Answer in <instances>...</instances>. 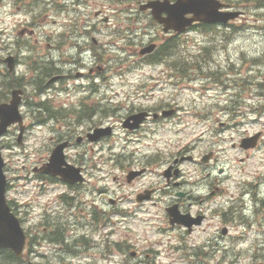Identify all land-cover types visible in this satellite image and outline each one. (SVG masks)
Segmentation results:
<instances>
[{
	"label": "rangeland",
	"instance_id": "rangeland-1",
	"mask_svg": "<svg viewBox=\"0 0 264 264\" xmlns=\"http://www.w3.org/2000/svg\"><path fill=\"white\" fill-rule=\"evenodd\" d=\"M46 1L47 0H0V56H4V51H8L7 47H5L4 44L6 38L5 40L2 39L4 37H8V35L16 28L21 29L22 27L26 26L22 23H19L26 17H28L29 19L33 18L32 24L36 26V35L38 36H46V39H48L49 36L58 35L62 32L61 35H64L65 38H60L58 41H56L57 48H55L57 52L61 53L68 47L73 46L74 41L72 37L74 35L82 34L81 30H83V34L89 36V47L93 48L94 50L97 47H102L104 42L113 43L114 41L110 39V37L116 38L117 36H119L118 34L113 35L112 31L109 32L108 35L104 34L109 27L106 26V23L102 18L105 15L104 10H108V5H103L101 4L102 2H98L97 0H87L86 2L70 0V2H68L69 11H65L61 8H65L64 3H60L63 0H56L61 7L55 2L48 6L46 5ZM242 1L245 4L252 3L253 5L250 6L253 8L252 11L250 12L249 7L245 8L248 10L249 14L245 15L244 18H242L244 19V22L242 21L243 23L241 25H238L239 22L235 23V27L233 28L232 32L228 34L224 32L219 33L217 31V27L214 26V31L220 35H218L215 40H211V45H209L207 48V55L205 56V58L202 57V62H199L195 67H190L191 64H193V61L198 60L199 57V51L196 47L200 46L201 44H206L208 40L206 37H210V34L202 32L205 34L203 35L201 33H196L195 31L183 32L177 38L178 44L176 45L175 53L173 55H164L165 59H163V62L159 63L158 65L149 66L147 64H143L144 68L150 70L149 75L152 77V79L178 82L179 85L182 86L183 93L196 92V85L198 84L199 80L195 78L198 76V73L194 71L198 65L203 64V66H208L209 64L217 63V56L219 54H223L225 56V60L227 61L229 59V55L227 52L228 46L233 44L235 42V39L243 38L242 33L246 30V28L251 27L257 30L264 31L263 24L257 23V21H264V0ZM152 2L160 3L159 0H152ZM23 3H25V6L28 8L29 12H27V9L22 6ZM30 4H32L31 7H29ZM246 6L248 5L246 4ZM97 11L102 12L100 16L95 15ZM46 14L50 18L46 19ZM98 20L100 21L98 22ZM152 27L159 30L161 37L163 38V43H165L164 39L166 37L164 36L163 31H161L160 25H156L155 22ZM221 30H224V26L221 27ZM92 36L96 39V43L93 42ZM198 38H200L199 42ZM49 40L51 42H55V39L51 38ZM156 41L157 43H161L160 40ZM129 46L132 45L130 44ZM136 46L137 48L139 47L138 45ZM193 48L196 49L195 52L191 51V49ZM25 50L30 52V55L24 56L25 59L23 60L27 63L29 70H34L35 68L38 69L43 66L39 71H37V74L39 76L38 80L35 77V71H25L24 67L21 65L18 66V71L22 74L17 77L16 71L14 73L15 79H9L5 76L4 73L6 72V65L0 64V69L2 70V73L0 75V100L8 101L11 96V90L14 88H22L24 90L23 94H25L26 98L25 106H22V112L25 113L28 117L27 122L29 131L27 130L25 132L24 136L22 137L21 143H18V130L13 127L8 134L4 135V147L1 150L2 157L8 163H6L7 167L10 166L9 169L11 171V180L17 183V185L21 186L22 189L21 191L11 192L10 198H12L13 200L17 199L18 205L20 207L18 208V210H20L19 216L21 218H26L22 222L23 228L30 227L32 222H34V224H36L37 222L40 223L42 220L41 216L44 213V210L50 212L52 216H56V212H51V210L59 209V205L57 204L56 199L59 193L64 190V188L61 186H57L56 184H49L44 192L39 193L37 191L41 190V187H38L36 185L37 183L34 182V180L30 182L29 180L25 179L28 172L27 168L24 165H21V169L17 170L12 166L11 162L14 161L18 155H22L25 159L36 157L38 159H41L42 161L44 160L43 158L48 157L52 148V144L56 140L51 138L54 133L59 134L57 130H60V123L63 122L56 121L54 122V126H50L48 120L40 124L36 122L33 117L36 114L39 117L45 115L39 111V104L42 102L43 98H52V102H54V104L64 102L62 98L68 95L67 92H69L67 83L70 80L76 79L74 78L75 74L79 72L77 71L74 75L70 74L68 77L64 76L56 81L47 82V80L52 78L53 75L63 74L54 66L51 61H44V57L49 56L51 52L46 53L45 51H47V48H45L43 45L42 49L40 46H38V43H36L35 40L34 45L25 48ZM176 55H183V58H177ZM172 56L175 57V60L172 59ZM105 57H103V59ZM69 59L70 58H64V62L67 63ZM34 61H36L37 63H34ZM2 62H4L3 58ZM49 67L55 69V72L47 71V68ZM170 67L172 69L174 68L175 70L177 69L176 72H171ZM262 68H264V55L249 60L245 58V54L241 52L240 64L238 67L236 66V64L228 63L227 70L224 72L209 70L207 73H205L217 76L220 79L225 80L226 86L219 88V86L210 84L208 88L204 89L205 86L200 85L199 99L202 101L201 110L192 112L188 117L191 122L197 123L198 126L191 131V134L185 136L184 140L179 144V146L173 149V151L175 152V158L183 156V159L180 162L176 163L179 169H181V167H192L190 165V160L196 158L195 161H197L199 156L203 152L201 133L204 130H210L212 136L221 137L222 142L216 143L215 141H213L211 147H209L207 151H204L208 152L209 150H212L214 152V156L216 155V157L213 158V160L210 161V163H208L207 165H219L223 157L217 155L216 149H219L220 152L223 153L225 152L224 145L228 146L227 155L231 158L228 165V167L231 169L230 172L227 171L225 167H219V169L222 168V172L219 174L223 177V179L219 181L218 186H221L225 191L223 194V198L225 200L237 199L236 194L240 192L238 186L239 181L248 183L256 181L258 182L253 187H249L250 190H252L255 194V199L251 198V204L253 205V217L251 219L246 217V219H248V221L250 222L249 225H251V229L248 230L246 226H240L239 223V226H237V228H232L231 231H229V235H226L225 244H227L230 238L237 237L240 235V233H242L243 235V237H240L238 241H235L234 246L229 250L230 257L239 260L236 264H264V250L261 249L262 245L264 246V196L260 195L261 191H264V106L261 108H257L260 105H264V82H260L264 80V71L261 70ZM165 69L168 70L166 71ZM81 73L82 75H86L83 72ZM184 73L186 74L184 75ZM42 74H46V77L44 76V83ZM103 75L104 74L99 77L103 78ZM40 80L42 83L40 82ZM153 87L155 88L156 85L154 84ZM225 88H227V90H225ZM38 91L44 92L43 95H40L43 97L36 95ZM213 96H215V99H213ZM115 98L120 100V93H116L115 95H113L112 100ZM126 98L127 96H125V99ZM234 99L238 100L236 111H238L240 114L234 115V118L230 119L231 122H226V125L220 126L216 118L213 117L214 113H229L230 111L228 110V105L231 104L230 102H233ZM217 100L218 102H216ZM113 103L119 104L120 102L116 101ZM173 103H175V101L171 102V104ZM176 107L178 109V112L183 109V105L176 104ZM207 112H209V116L208 118H204ZM246 113L249 115L254 114V118L244 119L243 117ZM81 127H83V124ZM240 128H246L248 131L244 135H241L237 131V129ZM260 130L262 131L263 139L258 149L243 150L238 146L237 143L239 142L241 137L247 134H253ZM109 139L111 140L112 137H110ZM105 140L101 142V145L107 141ZM193 141H198L201 143L193 144ZM182 146L184 147L185 152L177 153L176 149ZM73 151L75 150L71 148L68 151H65V153L68 154L69 158H71L69 154ZM33 165L30 166L31 170L33 169ZM114 171L116 174H119V171L113 170V172ZM18 172L20 174H18ZM97 172L101 173L100 179L101 181H103L104 176L108 175L110 171H108L107 174H104V170ZM160 178H162L163 181L166 182L162 174L160 177L156 178H153L148 174V176H146L137 184L133 183L129 186L120 185L115 190H111L109 187L102 185L97 190L102 195H104L109 193L110 191H119L121 186H135L137 189H139L142 188L140 185L147 184L149 182H152L153 179ZM111 180L112 178H110V181ZM179 180L183 182V187L185 182L182 180L181 171ZM26 184H31L34 186V194L32 191L23 187ZM213 185H211V189ZM79 193L81 194V196L84 195L83 191H79ZM32 194L35 197V200H33L32 203H29L28 198L31 197ZM166 194V192L161 193V195ZM221 195L222 194L220 193V196ZM250 195L251 194H245L244 198H247L248 201ZM47 202H51L52 207L46 209V206L44 205ZM128 204H130L132 207L136 206L133 200L128 201ZM146 205H151L153 208H155V204L149 201L139 203L137 206ZM246 206L247 202L245 200L241 204L240 202L231 204V208L234 207L233 209H238L241 212ZM71 212L73 213L74 210H71ZM29 215H32V217H30ZM137 215L142 217L148 215V213L142 210ZM27 216H29L30 218H27ZM122 219L123 220H121V222L123 221V223L128 220V223L124 226L128 225L130 226V228L129 230H125V227L119 228L111 237L109 247L105 248L107 252L106 255L104 254L105 256H107L105 258L106 262L109 259L108 257H114V255L118 254L115 249L119 238L122 237L124 240L129 241V244H131V247L128 249L129 252L126 250V254L129 255L132 251H139V253L143 255L144 260L148 262L146 264H188L185 261L175 260L176 253L172 250V247L175 246L174 236L176 233H174V231L169 227L168 221L164 217V214V226L156 229L155 231H151L150 233L147 232L144 222L140 219H137L136 216L131 219L122 217ZM76 220H79L78 216L76 217ZM63 221L64 218L61 217L58 220L50 221V223L55 227H58L59 224H62ZM78 230H80L79 233L77 232ZM32 231L38 234L37 242L34 244V247L40 250L43 249L41 250L42 253L48 255L47 250L50 248L51 244L49 239L45 237L41 225L38 226V229L35 231L32 228ZM67 231L68 232L65 235L66 239L62 242L63 244H68L67 239L71 238L72 242L71 244H68L71 249L76 250L77 252L78 250L82 251L84 249H86L88 252H99L95 245L97 242L95 239L96 236L94 240L93 238L86 236L84 238L85 240L79 241V237L77 236L85 232L83 228L71 227L68 228ZM133 233L136 234V238H133ZM169 237H171L172 239L170 240ZM80 242L86 243L88 247L84 248L83 246H77L78 244H80ZM149 248H151L152 251H147V249ZM220 248H223L222 243L220 244ZM228 248H230V246H226V249ZM148 252H154L155 257L148 258ZM72 254L66 255L65 253H55V256L57 257L60 255L65 258L70 257L71 264H78V262L82 260L81 257L79 256V254L77 256H73ZM101 254L103 255V253ZM219 254L220 251L218 250V252L216 253V257L210 260L209 264H217L218 260L216 259ZM51 258L52 256L46 257L45 264H59L55 260H51ZM52 259H54V257ZM128 259L131 264H133V261L137 260V258H134V256H128ZM4 260L5 257L1 255L0 262ZM106 262H100L99 264H106ZM15 264L23 263L18 260V262H15ZM27 264L29 263L27 262Z\"/></svg>",
	"mask_w": 264,
	"mask_h": 264
},
{
	"label": "clouds",
	"instance_id": "clouds-1",
	"mask_svg": "<svg viewBox=\"0 0 264 264\" xmlns=\"http://www.w3.org/2000/svg\"><path fill=\"white\" fill-rule=\"evenodd\" d=\"M70 2V0H67ZM152 0H139L141 4H148ZM161 5H166L169 8L177 4V0H159ZM218 4L219 0H215ZM126 15L129 18H134L137 15L136 5L133 4L132 8L128 10ZM147 19H150L147 18ZM257 23L264 24V21H257ZM147 20L141 18L138 25L133 28L125 30L120 21L114 20L105 35H108L113 29L118 27L123 32L122 38L114 40V43L104 42L102 47H97L95 50L89 47V36L83 34L81 30L80 35L72 37L74 45L68 47L62 53L52 51L49 56L44 57L45 62L51 61L54 66L59 69L65 77L70 74L74 75L77 71L86 74L85 77L80 79L70 80L67 83L69 94L64 96L63 109H75L80 112L81 104L78 102L82 97L73 94L74 89L78 86H83L85 89H90L95 85L98 89V94L92 98L93 103H97L99 107L96 110V115L92 116L90 120L83 122V127L77 125L74 121H69L71 127H65L61 123V135L63 138H68V134L74 139L76 136H84V146L77 148L69 155L74 163H80L91 176L95 177L94 186L96 188L103 186L115 190L118 183H110L112 174L104 176L101 181V173L94 171L91 168L93 163L97 162L98 157L92 152L88 151L87 133H95L97 128L105 134H110L112 139L101 145L105 149L103 156L118 161L124 166L125 171L134 170L138 171L141 168L147 170V174L153 178L160 177L165 168L173 165L175 152L173 149L184 140L186 135L191 134L198 125L191 122L188 117L194 111L201 110L202 101L199 99L200 85L206 83L204 79H199L196 85V92H182V86L174 81H161L153 80L149 75L148 69L144 68L142 61L145 57L139 56L140 49H148L151 42L160 40L163 43V38L157 28L146 26ZM243 38L235 39V42L228 46L227 52L229 59L226 61L223 54L217 56V63L204 66L203 71L207 73L209 70L224 72L227 70V64H240V53L245 54V58L251 60L252 58L261 57L264 55V31L255 28H246L242 33ZM198 38V42H199ZM132 46H129V45ZM136 45L139 48L135 47ZM159 45L152 48L151 54H155ZM191 51L195 52L193 48ZM20 55L22 57L30 55L25 49H21ZM108 59H103V57ZM64 58H70L67 63ZM175 60V57L172 58ZM103 70V78L95 75L97 67ZM89 70H92L90 73ZM264 71V68L261 69ZM22 73L17 72L16 76L19 77ZM156 85L154 88L153 85ZM162 89V90H160ZM116 93H120V103L114 104L112 97ZM125 96L127 98L125 99ZM215 99V96H213ZM175 101L177 105H183L175 117L170 116L163 111L169 103ZM218 102V100L216 101ZM27 111V110H25ZM230 113L222 112L219 118L226 122H231L229 117ZM244 119L254 118V114H245ZM50 126H54V122H49ZM127 125L126 127L124 125ZM112 127L109 128L108 126ZM237 131L244 135L248 130L246 128L237 129ZM221 143V137H213L210 130H204L201 133V142L203 145L202 151H207L213 144ZM193 141V144L201 143ZM96 145H91V148L96 149ZM191 147V145H190ZM225 152L221 153L216 149L217 155L223 157L219 165H207L204 170L200 165L194 167H181L182 180L185 182L184 186L176 189L169 183L160 179H153L149 187L155 189V198L151 205L132 207L128 201L136 198V193L139 192L141 198L147 196L152 197V192H144L142 188L137 189L132 187H120L119 191H110L109 195L117 201L115 207L107 203V197L101 198L100 207L106 214H111L114 211L128 214L129 216H136L144 222L147 232L155 231L156 229L164 226L163 214L164 208L169 207L172 203L176 202L178 197L177 192H182L191 197V201L186 200L180 207L179 213L182 219L186 222L196 216L197 212L204 211L202 208L189 207V204L195 202L197 199H204L208 197L211 190V185L218 183L223 177L219 174V167H225L227 171H231L228 167L230 157L227 155V145H224ZM46 160V158H43ZM42 162L41 159L31 157L25 159L22 155H18L14 161L11 162L12 166L17 170L21 169L24 165L28 172H31V165ZM174 166V165H173ZM61 167H65L61 165ZM112 166L109 165V168ZM18 174H20L18 172ZM28 190L35 193L34 186L26 184L23 186ZM21 186L17 185L14 191H21ZM166 192V195H161ZM260 195L264 196V191ZM29 203H32V197H29ZM95 198L93 197V202ZM247 206L242 210L243 215L251 219L253 217V205L247 201ZM3 203V193L0 191V204ZM216 207L215 204L212 205ZM225 209L228 208V200H225L222 205ZM258 206V205H257ZM148 213L146 216H138L141 211ZM185 213L191 215L185 216ZM127 230V229H125ZM183 230H181L182 232ZM133 238L136 234L133 233ZM106 238H99L96 242L97 250L103 254H107L105 250ZM171 240L172 238L169 237ZM72 239H67V243L71 244ZM177 243L179 241H176ZM43 250V249H41ZM114 261H120L123 257L118 254L110 257ZM98 256L95 254L87 259H82L78 264H96ZM144 257L140 255L137 257L133 264H143ZM65 264H71V258H66Z\"/></svg>",
	"mask_w": 264,
	"mask_h": 264
},
{
	"label": "flooded vegetation",
	"instance_id": "flooded-vegetation-1",
	"mask_svg": "<svg viewBox=\"0 0 264 264\" xmlns=\"http://www.w3.org/2000/svg\"><path fill=\"white\" fill-rule=\"evenodd\" d=\"M1 60L2 59L0 58V63H1ZM0 72H1V70H0ZM62 77H63V74H60L59 79ZM90 90H93V88H90ZM45 106H47V104H45ZM84 107L91 108L92 106L88 104V105H84ZM93 112L94 111H91V113H93ZM83 113L88 114L87 111H84ZM48 116H50V112H48ZM80 116L81 115H79L77 120L80 119ZM51 117L54 118L53 116H51ZM76 137H78V141H79L77 148L83 147L81 145L84 143L85 137L84 136H76ZM76 137L73 139L71 137L70 133L68 134V138H63L61 135V136H59L58 139H56L55 144L58 142H61V141H67L69 144L67 149H71V147L75 145ZM87 144L89 146L88 149L93 151L94 149L91 148V145H93V144L90 142L88 143V140H87ZM96 149L98 151H101L103 148L102 147H100V148L96 147ZM109 159H111V158H109ZM141 169H144V168H141ZM83 170H84V167H83ZM129 171H134V170L125 171L124 166L122 167V173H123L122 178H121L122 183H119V185H125L126 186V185L134 182L135 180H137L138 178H140L144 174V173H142L140 175H137L134 178V180H132L131 182H127L126 174ZM38 175L40 177L46 179V180L49 178L48 175H44V174H38ZM123 177H124V179H123ZM112 179L115 180L117 183L121 182L116 177H113ZM177 183L178 182H175L174 184H177ZM78 185H79V183H77L73 186H70V187L75 188ZM8 188H10L9 183H7V189ZM218 189H219V187L217 185H213L212 189L209 192L208 197H206L202 200L197 199L195 202H192L189 204L190 208L191 207L202 208L201 206L203 203L206 204V206L202 208V209H204V211L197 212L196 216L191 220V222L187 223L186 227L179 225V224L174 225L175 228H178L180 230L179 238L184 243L183 245L190 251L189 253L186 252V254H185V257H186L185 259L187 261H189V263L194 262V263H199V264H205V263H208L211 260V258L213 257L214 254H211L210 251H213L217 244H209L208 241L203 240V235L211 226H213L215 224V226L217 228H219V230H220L218 232L219 238H222L224 235H226L228 230H229V226H227V223H226V213H225L224 208L222 207V200L216 199V192L218 191ZM176 195H179V197H178L179 199H184L185 197L191 198L190 196H188L187 194L182 193V192H177ZM250 198H252V195L250 196ZM115 202H116V200L112 199L111 203H115ZM176 203L178 204L179 208L183 205L182 202H180V201H176ZM9 204H10L11 209L16 214H18L16 204L12 200L9 201ZM213 204H215L216 207H213L212 206ZM233 208L230 209L227 213L228 218L230 219L228 222L230 223L231 227L237 225L236 219H237V217H240V215H241L240 211L238 209H233ZM235 208H237V207H235ZM73 213L69 210H66L62 214L65 217H68L70 214H73ZM114 213L116 216L121 212L114 211L111 214H106L104 212V210H90L88 212H83L82 215L84 214V218H82L81 220L75 221L76 224H80L79 226H83L85 228L84 229L85 232H83L82 234L77 236V237H79V241L85 240L84 238L86 236L93 238L94 233H96L97 239H98V237L99 238H106L104 240V242L108 243L110 241L109 234L111 233V231L109 232L108 229H110V227L114 223L111 220L113 218ZM185 214L191 215L190 213H185ZM242 219H243V217H242ZM240 221L241 220L239 219V221H237V222H239V223L243 222V221L242 222H240ZM33 229H34V231L37 230V226L33 225ZM46 229H47V227H44V231H46ZM181 230H183V231L181 232ZM219 233H220V235H219ZM183 234L185 235V237H183ZM30 235H32L31 239L33 238V242L34 241L37 242L38 234L33 232L32 228H31ZM93 240H94V238H93ZM77 246H80V247L83 246L84 248L88 247L87 244L83 243V242H80V244H78ZM64 251L65 252H73V254H72L73 256L78 255V252L76 250L71 249V248H65ZM216 251H218V249ZM101 256L105 257L104 254L103 255L101 254ZM224 257L225 256H222V258H224ZM45 259H46V255L44 253L40 252V250H38V249L30 247V249H29V261L30 262L36 263V264H45ZM51 260H57V259H51Z\"/></svg>",
	"mask_w": 264,
	"mask_h": 264
},
{
	"label": "water",
	"instance_id": "water-1",
	"mask_svg": "<svg viewBox=\"0 0 264 264\" xmlns=\"http://www.w3.org/2000/svg\"><path fill=\"white\" fill-rule=\"evenodd\" d=\"M203 3L206 5H203V7L200 5L199 1H190V0H178V3L176 4L177 9V21H174L175 23L171 25V27L177 29L178 31H181L185 29V27L192 23L194 20H200V21H220V20H226L230 17L236 16L235 14H220L218 13L217 9L219 7V4L214 3L213 5L207 4L209 0H202ZM186 12H192L194 16L189 19H184L183 14ZM167 27L166 29H168ZM152 48L149 47L147 50L150 51ZM16 94V92H14ZM18 100L16 97L10 102V104H0V120H1V130L0 133L3 132L7 125L18 122L21 123V117L18 112ZM99 136V134H96V137ZM63 146L58 147L54 152L53 155L50 158V163H48L49 169L53 173H59L62 175L64 179H70L72 177H75L77 179V176L69 177V175H66V173L59 171L56 169L58 166H60L64 162L63 155L61 153ZM3 163L0 158V169L2 167ZM55 167V168H54ZM74 178V179H75ZM3 187L4 182L3 178L0 177V191L3 193ZM2 189V190H1ZM3 206V207H2ZM171 215H175V210L170 209ZM24 243V236L20 229L18 220L9 213L8 208H6L4 203V196H3V203L0 204V246L12 248L15 253L19 254L21 251V248Z\"/></svg>",
	"mask_w": 264,
	"mask_h": 264
},
{
	"label": "trees",
	"instance_id": "trees-1",
	"mask_svg": "<svg viewBox=\"0 0 264 264\" xmlns=\"http://www.w3.org/2000/svg\"><path fill=\"white\" fill-rule=\"evenodd\" d=\"M1 255H3V254L0 253V256H1ZM5 255H6L5 257H6L7 259H9V260L11 259V258H10L11 254L8 253V254H5ZM3 264H9V263H6V262H5V263H3ZM11 264H12V263H11Z\"/></svg>",
	"mask_w": 264,
	"mask_h": 264
},
{
	"label": "bare ground",
	"instance_id": "bare-ground-1",
	"mask_svg": "<svg viewBox=\"0 0 264 264\" xmlns=\"http://www.w3.org/2000/svg\"><path fill=\"white\" fill-rule=\"evenodd\" d=\"M61 9V8H60ZM57 28V27H56ZM49 30V29H48ZM93 44V43H92ZM44 57V56H43ZM50 77V76H49ZM53 94V93H52ZM59 124V123H58ZM61 124V123H60ZM89 143V142H88Z\"/></svg>",
	"mask_w": 264,
	"mask_h": 264
}]
</instances>
